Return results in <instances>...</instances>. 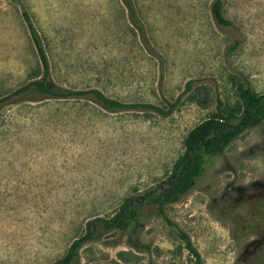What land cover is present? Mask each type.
<instances>
[{"label": "rangeland", "instance_id": "obj_1", "mask_svg": "<svg viewBox=\"0 0 264 264\" xmlns=\"http://www.w3.org/2000/svg\"><path fill=\"white\" fill-rule=\"evenodd\" d=\"M0 0V99L43 76L23 12L41 37L54 83L100 90L125 103L175 102L163 117L109 111L91 98L54 99L36 90L0 110V264H52L86 223L168 178L218 100L240 110L234 77L264 93V0ZM240 45L233 46L236 42ZM193 90L184 93L188 82ZM127 231L80 250L73 264L264 263V123L209 157L195 186ZM248 262V263H247Z\"/></svg>", "mask_w": 264, "mask_h": 264}, {"label": "trees", "instance_id": "obj_2", "mask_svg": "<svg viewBox=\"0 0 264 264\" xmlns=\"http://www.w3.org/2000/svg\"><path fill=\"white\" fill-rule=\"evenodd\" d=\"M124 2L129 10L133 24L144 40L146 32L135 13L132 0H124ZM223 6L224 0L214 1L212 5L214 18L219 25L232 27L233 23L225 18L222 13ZM23 16L40 57L43 76L0 99V110L5 103L14 100L16 97L29 94L34 90L41 95L54 99L89 97L109 111L141 110L149 113L154 112L163 117L173 113L180 104L182 96L175 102L167 101L164 98L162 105L125 103L111 98L97 89L69 90L56 85L51 76L47 53L31 15L28 11H24ZM144 42L148 47V42L146 40ZM239 45L240 42L237 41L233 48ZM233 83L235 95L241 104L240 110L227 108L223 101L219 99L211 122L193 134L187 153L177 160L173 172L168 178L143 192L137 191L128 196L111 215L98 216L89 220L86 223L84 233L73 241L63 257L52 264H73L84 245L101 238L108 232L129 230L145 215L149 208L156 209L167 220V206L177 202L195 186L197 180L205 172L207 159L222 153L237 137L248 129L264 123V93H256L251 86L249 78L244 74L235 76ZM192 90L193 82L191 81L187 83L184 93H190ZM179 235L185 241L188 251L194 256L196 264H204L201 253L194 245L191 237L182 230H179Z\"/></svg>", "mask_w": 264, "mask_h": 264}]
</instances>
